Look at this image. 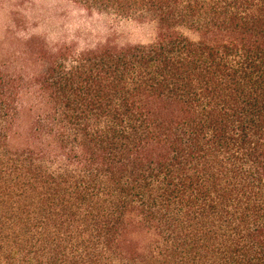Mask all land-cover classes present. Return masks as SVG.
Returning <instances> with one entry per match:
<instances>
[{"label":"trees","instance_id":"16d2710c","mask_svg":"<svg viewBox=\"0 0 264 264\" xmlns=\"http://www.w3.org/2000/svg\"><path fill=\"white\" fill-rule=\"evenodd\" d=\"M64 1L155 37L2 44L0 264H264V0Z\"/></svg>","mask_w":264,"mask_h":264},{"label":"rangeland","instance_id":"374dc122","mask_svg":"<svg viewBox=\"0 0 264 264\" xmlns=\"http://www.w3.org/2000/svg\"><path fill=\"white\" fill-rule=\"evenodd\" d=\"M28 34L77 48L107 41L120 45L149 43L155 37L154 29L147 24L91 13L64 0L0 1V49L11 37ZM187 36L198 37L193 33H187Z\"/></svg>","mask_w":264,"mask_h":264}]
</instances>
